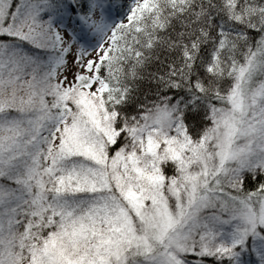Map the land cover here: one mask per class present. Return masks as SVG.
I'll list each match as a JSON object with an SVG mask.
<instances>
[{"label":"snow or ice","instance_id":"obj_1","mask_svg":"<svg viewBox=\"0 0 264 264\" xmlns=\"http://www.w3.org/2000/svg\"><path fill=\"white\" fill-rule=\"evenodd\" d=\"M0 264H264V0H0Z\"/></svg>","mask_w":264,"mask_h":264}]
</instances>
